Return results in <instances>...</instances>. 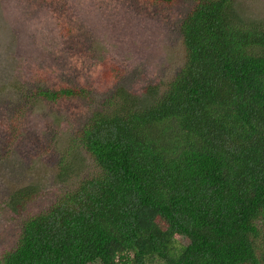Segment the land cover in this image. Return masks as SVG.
Masks as SVG:
<instances>
[{
  "label": "trees",
  "instance_id": "trees-1",
  "mask_svg": "<svg viewBox=\"0 0 264 264\" xmlns=\"http://www.w3.org/2000/svg\"><path fill=\"white\" fill-rule=\"evenodd\" d=\"M43 1L42 15L80 41L78 50L90 47L85 58L94 60L71 61L73 49L61 43L53 59L82 65L78 80L51 87L38 71L36 87L16 83L26 103L11 132H21L30 99L91 98L92 75L107 91L59 152L53 201L21 218L0 264H264V17L239 0H193L180 25L184 61L166 83L137 90L71 25L95 0ZM41 195L33 182L16 184L7 207L23 217Z\"/></svg>",
  "mask_w": 264,
  "mask_h": 264
},
{
  "label": "rangeland",
  "instance_id": "rangeland-1",
  "mask_svg": "<svg viewBox=\"0 0 264 264\" xmlns=\"http://www.w3.org/2000/svg\"><path fill=\"white\" fill-rule=\"evenodd\" d=\"M239 2V7L249 15L264 17V0ZM44 5L43 0H0V252L15 243L21 218L40 211L53 201L59 188L54 177L59 152L63 148L66 152L71 135L93 109L89 104L98 102L107 91L101 77L94 81L92 75V82L87 84L92 90L91 98L56 103L30 99L33 106L28 105L29 109L20 119L21 132L18 135L11 132L17 109L26 103L16 96V83L23 85L22 81H25L27 87H36L41 84L35 80L38 71L46 76L51 87L75 85L72 82L78 80L82 65L76 63V69L73 62L64 64L53 59L51 52L58 56L61 43L73 49V55H69L71 61L79 54L86 61L94 60L85 58L93 53L90 47L78 50L80 41L73 42L65 28L54 27L60 23L52 21L51 15H42L46 10ZM193 6V0H177L174 4L158 6L149 2L148 5L141 4L139 0H95L91 6L75 12L77 16L82 15V19L79 23L71 21V25L78 32H84L91 41H96L98 51L106 54L97 61L110 59L112 69L119 67L123 72L124 83L141 90V85L166 83L184 61L180 25ZM105 25L114 26L117 31L111 35L113 39ZM5 29L8 30L6 35L3 34ZM16 47L17 55L13 53ZM9 52L15 57L7 55ZM81 61L83 63V59ZM46 62L49 68L41 69ZM62 67L65 68L63 71L53 72L54 68L62 70ZM106 84L112 85L109 81ZM45 151L47 153L42 157ZM86 158V167L90 171L94 162L87 155ZM27 182L35 183L42 195L29 203L23 217H17L8 209L6 201L16 184Z\"/></svg>",
  "mask_w": 264,
  "mask_h": 264
}]
</instances>
